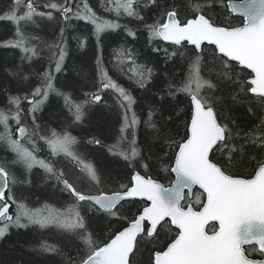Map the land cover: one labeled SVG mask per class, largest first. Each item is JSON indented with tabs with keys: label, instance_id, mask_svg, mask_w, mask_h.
<instances>
[{
	"label": "snow or ice",
	"instance_id": "1",
	"mask_svg": "<svg viewBox=\"0 0 264 264\" xmlns=\"http://www.w3.org/2000/svg\"><path fill=\"white\" fill-rule=\"evenodd\" d=\"M81 4L83 11L73 0H46L42 5L34 0L26 3L14 0L0 19L17 26L18 38L4 46L22 49L28 54L22 60L31 62L36 50L25 46L19 25L35 24L37 19L58 22L61 25L58 42L49 47L56 50L51 63L59 73L68 56L66 32L73 20H82L94 25L93 35L100 51V34L120 29L122 25L118 19L98 18L86 0H81ZM216 5L220 11L212 13L210 9ZM41 7L44 11H39ZM141 7L155 13L151 23L141 15ZM107 11L117 18L123 15L142 22L150 44L154 41L167 44L163 49L153 47L154 52L163 51L168 60L183 57L197 76L202 64L211 62L218 66V80L226 79L242 94L236 102L253 107L230 115L219 97L202 95L199 90L193 93L187 83L181 85L165 74L167 84L160 89L164 95L157 94L161 105L150 108L146 123L154 137L171 152V155L165 153L156 157L170 162L163 168L164 172L174 174V179L168 180V187L149 174L151 153L142 156L137 147L131 148L130 155L113 153L121 156L129 167L125 181L102 166L84 164L74 157L69 147L78 143L76 138L63 127L59 132L50 128V136L55 139H48L47 143L52 150L75 160L71 172L67 168L60 170L59 162L40 160L34 155L35 148L29 151L19 140L13 139L8 131L10 116L0 111V124L5 129L0 140L5 141L17 157L0 166V219L8 222L0 227V238L7 234L9 224L39 229L55 226L65 232L69 243L60 246L42 243L40 250L60 255L61 264H138L140 244L157 240L161 231L172 233L174 226L170 242L161 250L153 251L148 264H161L160 258L165 255L172 257V264H264V0H206L203 4L191 0H113V6ZM123 27L127 35L136 38L135 31L126 25ZM73 39H77L79 48L85 47L83 39ZM124 54L121 50L120 55ZM128 58L132 59L130 51ZM237 69L246 71L248 79L238 80ZM129 71L132 76L128 78L134 77L140 88L153 76L152 69L142 66L134 65ZM11 75L21 83L29 79L22 67ZM33 76L37 83L28 94L9 98L16 106V115L11 119L17 124L20 135L27 132L20 126L21 101L30 105L28 112L33 125L39 127L35 123L36 114L43 110L51 94L63 99V107L72 120L82 121L91 106L102 101L101 93L110 90L114 93L113 106L123 121L121 133L130 127L135 129L140 123L133 107L136 99L108 76L99 57L97 80L92 84L97 90L82 92L83 101L77 102L72 99V92L57 88L51 70L33 73ZM208 87L212 89L216 85L209 83ZM180 93H191L187 107L172 105L169 114L165 105L173 100L179 104ZM154 116L159 119L154 120ZM133 137L135 145V132ZM88 143L99 145L101 141ZM17 165L28 172L39 165L47 174L45 182L52 180L57 192L71 197V210L45 215L20 205L13 218L9 208L15 197L10 195V184L14 185L16 180L14 174L10 176L9 168ZM137 166L141 170H137ZM195 186L200 194L190 203V193ZM137 204L136 212H132L131 208ZM25 218L26 222L22 223ZM129 235L131 245L125 246V237ZM255 253L262 258L254 259Z\"/></svg>",
	"mask_w": 264,
	"mask_h": 264
},
{
	"label": "trees",
	"instance_id": "2",
	"mask_svg": "<svg viewBox=\"0 0 264 264\" xmlns=\"http://www.w3.org/2000/svg\"><path fill=\"white\" fill-rule=\"evenodd\" d=\"M26 2L27 0H25ZM34 2L42 5L46 0H34ZM73 2L80 5L83 11L84 5L81 4V0H74ZM183 2H188V0H183ZM191 2L203 4L206 0H191ZM13 3L14 0H0V16H3ZM99 3L105 5L104 9L107 6L106 0H86L87 6L95 12L98 18L102 20L118 19L122 27L115 31L106 30L100 34L101 49L98 51L97 42L93 35L94 26L89 23L90 21L80 20L75 24L73 20L71 28L66 32L68 56L65 59L62 71L59 73L54 71L55 65L51 63V60L54 59L53 52L56 50L49 47L58 42V29L61 26L58 22L37 19L35 24L22 23L19 25L24 36L25 46L36 50V56L29 62L27 59L22 60L23 56L28 55L22 49L4 46L6 43H11L18 38L16 35L17 26L13 22L0 19V111H4L5 114L10 116L8 131L12 134L13 139H17L18 126L11 119L16 115V106L10 103L9 98L14 96L23 97L28 94L32 86L37 83L33 73H43L51 70L54 76V85L65 92H72V99L79 102L84 100L82 92L92 93L97 90L92 84L93 81L97 80V60L99 57V63L107 70L108 76L125 87L136 99V104L133 107L140 123L135 129L130 127L121 133L120 129L123 121L119 118L117 110L113 106L114 93L110 90L101 93L102 101L91 106L82 121L72 120L70 114L63 107V99L51 94L43 110L36 114L35 123L39 127H34L31 117L26 114L28 104L22 100L20 114L23 117L20 126L27 127V136L24 140L27 149L32 151L35 148L34 155L41 156L50 163L59 162L58 167L60 170L67 168L71 172V165L75 164V160H70L63 152L53 155V159H50L46 148L51 147V145L39 142L42 137L46 138L45 141L55 139L50 136L48 131L50 128H55L59 132L63 127L78 141L77 144L69 147V151L73 153L74 157L82 160L84 164L102 166L113 176L122 177L126 181L129 175V167L121 156L113 155V153L124 152L130 155L131 148L137 147L142 156L147 157L150 153L153 155L149 174L154 179L169 184L168 180L174 178L173 174L164 172L163 168L170 162L167 159L157 160L156 157L163 156L165 153L171 155V152L162 146L160 140L154 137L153 130L146 123L150 108L160 107L161 105L157 94L164 95L160 92V89L167 84L165 74L169 79H174L181 85L187 83L193 93L199 90L202 95L219 97L225 110L230 115L243 113L247 107H253V105L236 102L242 98V94L226 79L218 80V66H214L211 62L202 64L197 76L196 70L183 57L178 56L168 60L163 51L154 52L153 47L158 46L163 49L167 44L155 41L150 44L148 33L142 22L134 18H115L114 15L107 14L104 9L99 8ZM39 11H44V9L41 7ZM140 11L141 15L146 17V21L151 23V18L155 16V13L149 8L143 7L140 8ZM210 11L217 13L220 8L216 5ZM54 15L58 14L54 13ZM125 25L136 32L135 39L126 34L123 27ZM73 37L83 39L85 47L83 49L79 48L77 39H73ZM121 50L125 52L123 56L120 55ZM171 50L169 48V51ZM129 51L132 59L128 58ZM133 65H139L143 69H152L153 71V76L147 80L144 88H140L134 78H128L131 76L129 68ZM19 67H22L23 73L29 77L23 83L11 75ZM236 78L238 80L248 79L247 72H240L237 69ZM209 83L216 85V87L209 89ZM190 94L180 93L177 96V100L180 101L179 104L176 103V100H173L171 104L165 105L168 113L171 114L172 105L186 108ZM37 99L40 98L37 97ZM248 99L250 100L251 97ZM153 119L158 120L159 117L154 116ZM4 130V126L0 124V134H3ZM133 132H135V145L132 143ZM32 137L36 141L31 140ZM95 140H100L101 143L99 145L88 143V141ZM7 148L8 150L0 144V166H3L6 161L10 163L17 158L16 154L9 147ZM76 167L79 169L80 166L77 165ZM137 170L141 169L137 166ZM9 171L10 176L14 174L16 180L14 185L10 184L11 193L15 197V202L9 208L13 218L15 208L20 204L34 206L42 202L43 207L52 208L55 212L71 210V197L57 192L52 187V180L45 182L47 174L44 170L32 169L28 172L22 165H17L9 168ZM199 193L200 191L196 192L197 197ZM195 199L191 203H194ZM41 205L38 206L41 207ZM137 207H139V204L132 207L131 211L136 212ZM174 232V228L172 233L166 234V231H161L157 240L145 241L140 244V252L137 254L138 264H148L153 251L161 250L166 242H170ZM42 243L60 246L62 243H69V241L66 239L65 232L55 226L39 230H27L10 226L7 234L0 238V264H61L60 255L44 253L40 250ZM67 250L65 248V251Z\"/></svg>",
	"mask_w": 264,
	"mask_h": 264
},
{
	"label": "bare ground",
	"instance_id": "3",
	"mask_svg": "<svg viewBox=\"0 0 264 264\" xmlns=\"http://www.w3.org/2000/svg\"><path fill=\"white\" fill-rule=\"evenodd\" d=\"M111 15H114V14H112L111 13ZM10 22H12V21H10ZM73 22V21H72ZM77 22H80V21H77V20H74V23L76 24ZM91 25H93L91 22H89ZM94 26V25H93ZM28 104V103H27ZM30 108V105L28 104V108H27V112H26V114H28L29 116H30V114H29V112H28V109ZM23 116H22V114H20V119L22 118ZM23 127H25V128H27L26 126H23ZM9 130V129H8ZM5 131V130H4ZM18 134H17V131H16V137H17V140H19L20 141V144H21V146L23 147V148H27V144H25L24 143V140L26 139H23V140H20L19 138H18V136H17ZM31 140H33V141H36L33 137L32 138H30ZM39 142H41V143H47V141H45V139H39ZM0 144L1 145H3V147H5V149H7L8 150V146L6 145V143H5V141H3V140H0ZM46 151L48 152V154H49V156H50V159H53V155H58V154H61L62 152H55V151H53L52 150V146L51 147H49V148H46ZM37 158L38 159H40V160H44L45 162H49L48 160H46L45 158H43V157H41V156H37ZM50 163V162H49ZM33 169H36V170H39V171H42L43 169L42 168H40V166L39 165H36V166H34V168ZM10 195H13L12 193L10 194ZM14 196V195H13ZM42 202L41 203H39V204H37V205H34V206H31V205H26V206H24L27 210H29V211H31V212H42V213H44L45 215H47L48 214V212H53L54 210L52 209V208H49V207H43L42 205ZM20 205H22V204H20ZM20 205H18L16 208H15V214H16V211H17V209L19 208V206ZM38 205H41V207H39ZM15 217V216H14ZM22 223H24V222H26V218L25 219H22V221H21ZM12 226H15V225H12ZM19 228V227H18ZM22 229H24V228H22ZM25 229H30V230H39V228L38 227H34V226H30V227H28V228H25Z\"/></svg>",
	"mask_w": 264,
	"mask_h": 264
},
{
	"label": "water",
	"instance_id": "4",
	"mask_svg": "<svg viewBox=\"0 0 264 264\" xmlns=\"http://www.w3.org/2000/svg\"><path fill=\"white\" fill-rule=\"evenodd\" d=\"M25 136H26V133L25 134H23V135H20L19 134V139L20 140H23L24 138H25ZM173 176H174V174H173ZM170 186V185H169ZM166 187H168V186H166ZM196 188H198V186H195L192 190H191V193H190V195L192 196V193H193V191L196 189ZM199 189V188H198ZM0 222H4V220L3 219H0ZM155 226V225H154ZM174 227V226H173ZM138 230V229H137ZM131 245V236L129 235V236H126L125 237V246H130ZM161 259V264H172V257H170V256H168V255H165V256H163V257H161L160 258Z\"/></svg>",
	"mask_w": 264,
	"mask_h": 264
},
{
	"label": "rangeland",
	"instance_id": "5",
	"mask_svg": "<svg viewBox=\"0 0 264 264\" xmlns=\"http://www.w3.org/2000/svg\"><path fill=\"white\" fill-rule=\"evenodd\" d=\"M74 1V0H73ZM106 2H107V6L105 7V9H104V4L102 5V3H99V8H101V9H104V11L107 13V14H111L109 11H107V9L108 8H110V7H112L113 6V0H106ZM112 14H114V13H112ZM114 16H115V14H114ZM115 18H116V16H115ZM119 18H128V19H131V18H129V17H126V16H123V15H121V17H119ZM135 66H137V67H140L139 65H135ZM134 67V65L132 66V67H130L129 69H132ZM130 74H131V76H132V72H130ZM134 78V77H133ZM134 80H135V78H134ZM17 134H18V132H17ZM10 213V212H9ZM13 216V215H12ZM5 223H8L7 221H4V222H0V227H3L4 226V224ZM13 224H9V227L10 226H12Z\"/></svg>",
	"mask_w": 264,
	"mask_h": 264
},
{
	"label": "flooded vegetation",
	"instance_id": "6",
	"mask_svg": "<svg viewBox=\"0 0 264 264\" xmlns=\"http://www.w3.org/2000/svg\"><path fill=\"white\" fill-rule=\"evenodd\" d=\"M200 194V193H199ZM194 198H197V195H196V192H195V194L192 196V200H194ZM253 257H261L258 253H255L254 255H253Z\"/></svg>",
	"mask_w": 264,
	"mask_h": 264
}]
</instances>
